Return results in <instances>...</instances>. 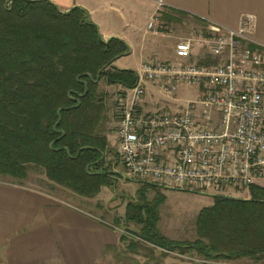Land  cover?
I'll return each instance as SVG.
<instances>
[{"label":"trees","instance_id":"trees-1","mask_svg":"<svg viewBox=\"0 0 264 264\" xmlns=\"http://www.w3.org/2000/svg\"><path fill=\"white\" fill-rule=\"evenodd\" d=\"M128 51L118 38L105 41L80 8L62 13L48 0H0V175L26 186L30 170H42L51 184L86 198L114 187L120 173L108 158L107 107L98 87L102 79L122 88L137 84L135 70L114 65ZM140 182L124 216L139 229L121 234L124 250H106L117 262L140 264L129 254L143 252L145 264H165L173 254L264 264V186H252L249 199L213 196L198 214L197 239L189 241L161 232L166 196L160 186Z\"/></svg>","mask_w":264,"mask_h":264},{"label":"built area","instance_id":"built-area-1","mask_svg":"<svg viewBox=\"0 0 264 264\" xmlns=\"http://www.w3.org/2000/svg\"><path fill=\"white\" fill-rule=\"evenodd\" d=\"M148 30L164 32L161 9ZM253 18L239 28L208 24L176 45V59L147 58L138 82L116 100L112 144L129 179L165 189L236 197L264 186V45ZM196 49L209 62H193ZM165 96L198 92L178 111L144 109L147 84Z\"/></svg>","mask_w":264,"mask_h":264},{"label":"crops","instance_id":"crops-1","mask_svg":"<svg viewBox=\"0 0 264 264\" xmlns=\"http://www.w3.org/2000/svg\"><path fill=\"white\" fill-rule=\"evenodd\" d=\"M48 1L62 13L76 8L84 10L105 41L112 38L124 41L129 51L118 57L114 65L137 73L147 58L155 57L163 62L176 59V45L181 39L179 29L175 28L180 26L188 30L193 29L190 26L205 28L216 24L237 29L244 19L252 17V37L264 45V0ZM160 2L163 3L162 17L168 14L176 18L162 19L167 28H172L171 32L148 30ZM203 56L206 52L196 49L191 61ZM156 90L155 85L147 84L146 111L159 109ZM175 95L165 96L172 102L163 105L164 109L182 110L191 101L187 100L184 105V100ZM120 237L117 228L89 210L38 189L0 182V264H134L117 262L113 253L106 252L107 247L122 246ZM191 260L165 264H240L239 261Z\"/></svg>","mask_w":264,"mask_h":264},{"label":"rangeland","instance_id":"rangeland-1","mask_svg":"<svg viewBox=\"0 0 264 264\" xmlns=\"http://www.w3.org/2000/svg\"><path fill=\"white\" fill-rule=\"evenodd\" d=\"M10 4V3H9ZM8 4V5H9ZM164 32H171L172 28H167V24H164ZM196 30H201L203 27H191ZM179 29L178 35L183 40L188 37L189 33L193 29L184 28L180 26L175 28ZM180 41V40H179ZM209 62L210 58L203 56L200 60L193 62ZM122 62L119 63V66ZM121 90L118 85H108L105 79L99 82L98 95L107 107L106 120L102 127L103 135L107 136L109 141V148L111 149L109 160L112 163L113 170L119 172L120 175L115 179L114 187H103L100 194L94 198L82 197L72 190L60 186L54 185L48 182L45 173L42 170L32 169L29 172V178L25 181L27 187H31L38 190H43L49 194L65 200L67 203L75 205L77 207L84 208L91 211L94 214L99 215L104 221L117 228L120 234H123L125 230L129 229L131 232L137 231L139 226L134 223L126 224L124 222L126 206L131 201L138 200V190L142 187V184L137 179H129L125 176L124 167L122 166L115 149L113 148L112 129L115 124V108L117 96ZM155 97L160 101L159 109H164L168 102H172L165 96H163L158 90L155 92ZM175 97L183 99V103L187 100L195 101L198 97V92L195 89L189 87H180ZM181 105V103H179ZM0 182L13 183L14 179L8 176L0 175ZM162 193L166 196L165 203L160 207L161 220L159 228L161 232L168 238L175 240H189L194 241L197 239L196 222L198 214L202 208L211 206L213 204V196L203 193L198 190H179V189H165L161 187ZM249 192H242L239 196H232L233 198L249 199ZM155 197L154 191L148 192V199L152 200ZM117 220H121V225L117 226ZM125 246L122 245L119 250H124ZM166 262H179V261H193L191 259H200L198 257H178L176 254L171 255ZM129 257L140 263H145L146 258L144 253L129 254ZM129 258V259H130ZM190 259V260H189ZM240 264H253L248 260H240Z\"/></svg>","mask_w":264,"mask_h":264},{"label":"water","instance_id":"water-1","mask_svg":"<svg viewBox=\"0 0 264 264\" xmlns=\"http://www.w3.org/2000/svg\"><path fill=\"white\" fill-rule=\"evenodd\" d=\"M69 13V12H68ZM119 173V172H118ZM229 198H233V197H229Z\"/></svg>","mask_w":264,"mask_h":264}]
</instances>
